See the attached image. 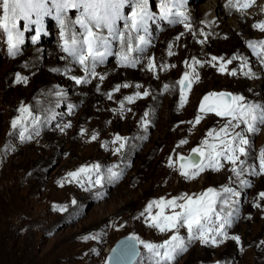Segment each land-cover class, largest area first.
Returning <instances> with one entry per match:
<instances>
[{
    "label": "rangeland",
    "instance_id": "obj_1",
    "mask_svg": "<svg viewBox=\"0 0 264 264\" xmlns=\"http://www.w3.org/2000/svg\"><path fill=\"white\" fill-rule=\"evenodd\" d=\"M208 1L184 0L182 10L187 12V8L193 6L199 8V5H205ZM158 4L159 0H149L148 7L153 19L147 24V32H156L158 35L153 38L154 45L148 46L143 54L141 65L136 69L119 66L109 69L112 60L118 61L115 53L120 51V42L112 41L113 55L105 60L109 62L96 69L105 75V80L101 83L93 79L100 83L101 91H95V81L94 86L81 85L75 90L78 94L82 90L80 98L70 101L56 100V93L64 87L61 82H54L55 78L60 77L61 70L52 73L43 64H31L26 54L37 46H59L62 43L60 37L56 36L60 27L54 15L44 18V30L39 33V38L43 36L48 41L44 44L34 39L37 37V29L29 25L25 30L23 22H17L18 30L23 32L24 42L15 57L8 56L7 35L0 29V255L4 253L3 249L12 244L15 251L10 261L13 264H105L115 243L132 234L146 242L162 243L173 233H160L149 226L147 213L141 216L150 200L161 197L171 199L182 193L195 196L209 187L220 191L225 185L241 193L238 198H233L239 200L238 212L232 227L228 229V235L239 236L240 243L228 239L219 247H210L202 246L197 241L173 264H264V244L260 243L264 241V201L256 200L257 193L264 191V176L245 175L242 178L249 180L252 187L241 188L238 183L229 181L232 174L228 169L231 165L225 163L220 172L206 169L194 180H186L180 175L177 161L178 155L186 157L193 148H203L201 141L205 139L209 143H218L206 134L209 129L218 130L223 123L222 118L199 113L204 118L198 125L188 123L194 122L200 100L207 93L225 91L243 95L249 102L264 104V66L260 64V58L264 57V47L259 43L254 45V50L248 47L249 41L264 40V34L252 28L253 23L264 20V11H261L264 0H255L252 7L245 10V15L256 12L252 15L254 19L247 20L243 27L245 35L232 33L233 39L227 35L221 36L213 28V31L211 28L208 30L205 23L199 22L198 27L195 16L188 21L194 23L191 25L195 27V38L190 39V35L181 36L179 41L175 37L167 38L165 33L168 31L164 29L167 26H162L163 18ZM225 10L228 18L241 14L234 9L231 11L225 7ZM258 10L263 13L260 17H257ZM131 11V2L125 4L123 15L128 17ZM78 14V10L69 9L68 19L74 21ZM124 24V20H118L116 27L124 31ZM182 26L173 24L168 30L178 31ZM75 28L76 32H80L79 25ZM201 31L210 34L204 44L196 42L204 39L200 35ZM142 33L137 35L145 34ZM101 34L106 36L107 29H101ZM169 43L174 45L172 51L175 55L172 57L167 56ZM211 55L223 56L225 60L233 55L243 59L227 65L229 71L236 69V76H229L227 72L222 75L209 65L202 69L196 66L201 78L199 81L194 80L192 90L186 92L185 106L178 110L180 86L176 81L187 70L183 61H190L193 56L204 61ZM60 56L66 57V54L61 52ZM149 57L154 58L157 64H168L171 59L169 65L174 63L176 67H169L166 72L157 69L159 78H153L151 73L141 70L148 63ZM17 61L23 63L16 64ZM61 62L70 71H82L78 64L71 62V58L66 57ZM245 62L247 67L242 68ZM255 68H258V72ZM249 70L260 75L257 78L245 77L242 73ZM70 71L66 74L76 75ZM17 73L27 76L28 83H14ZM133 73L138 79L132 85L139 83L142 88L121 89L120 92H113V99L109 100L105 93L112 91L117 83L127 82L126 79ZM65 76L69 82L70 76ZM120 77L123 78L119 81ZM164 84H169L174 92H165ZM144 89H148L150 96L137 99L134 104L125 102V108H130L131 112L124 111L121 118L119 102L123 96ZM21 104L28 107L31 117L13 129L11 120L21 115L17 111ZM69 105H74L71 113ZM145 111L149 112L146 131L145 126L140 124ZM32 117L38 119L33 122ZM67 123H71L72 127L61 132L60 128ZM81 128L86 130L83 136L79 134ZM24 129H27L25 136L31 135L32 139L21 141L19 133ZM36 131L39 135H35ZM93 132L98 133V137L90 141ZM116 134L129 139L122 153L113 155L111 149L118 144H110V141ZM181 139H187L188 143L177 147ZM252 139L254 147L247 162L254 164L258 170L259 152L264 148V126H260L259 132ZM102 142L108 143L110 150L101 148ZM169 156L173 159L171 168L167 166ZM95 163L101 165V185L89 188L85 183L82 188L77 183L65 182L63 186L58 184L65 180L68 172ZM112 165L118 166L113 171L122 173L118 180L107 178V169ZM254 202L260 203L261 207H253ZM61 208L64 210L61 211ZM157 211L154 206L151 215ZM164 212L168 215L172 210L166 208ZM180 234L186 238L187 229H181ZM85 235H96L98 238L83 241L81 237ZM139 246L140 256L134 264H150L149 253L143 245Z\"/></svg>",
    "mask_w": 264,
    "mask_h": 264
},
{
    "label": "snow or ice",
    "instance_id": "obj_2",
    "mask_svg": "<svg viewBox=\"0 0 264 264\" xmlns=\"http://www.w3.org/2000/svg\"><path fill=\"white\" fill-rule=\"evenodd\" d=\"M132 4V11L128 17L122 13L125 4ZM255 0H226L225 7L234 9L236 12L244 14L245 10L252 7ZM149 0H0V29L7 35V54L9 57H15L19 54L20 45L24 42L23 32L18 30L17 22L22 21L25 30L29 25H36L37 37L43 32V21L46 16H53L60 27V51L66 54L67 58H71V62L78 64L84 75H72L70 79L75 85H89L93 83V79H98L101 83L105 80V75L97 73L96 69L99 65H103L107 57L113 55L112 41L120 42V51L115 53L118 57V66L126 69H136L141 65L143 54L149 45V40L146 35H137L139 32L147 33V24L153 19L152 13L149 11ZM51 5V6H49ZM76 9L79 14L74 21L68 19V10ZM82 9V10H81ZM184 9V0H161V16L164 20H168L170 24H182L185 32L191 33L195 38L196 33L192 30V25L189 23V15ZM264 11V8L261 9ZM172 19H169V18ZM118 20H124V31L116 27ZM67 21V22H66ZM130 21V23H129ZM203 23V21H202ZM79 25L80 32H76L75 26ZM253 29H258L264 34V20L252 24ZM101 29H107V35L101 34ZM184 32L179 33L175 39L180 40ZM204 36L203 40L196 41L204 44L210 38V34L201 32ZM135 40V45L133 44ZM259 43L264 47V40L258 42L249 41L248 47L254 50V45ZM167 56L172 57L175 53L172 51L174 45L168 44ZM133 53H136L134 56ZM66 57L62 56L61 59ZM243 59L233 55L225 60L223 56L211 55L208 60H200L195 56L191 60L183 61L186 71L183 72L176 84L180 86L179 95L180 101L178 110L183 108L187 102L186 92L192 90L194 80H200V73L197 72V67L201 69L206 65L216 68L220 74L236 76V69H227V65L232 64L234 60ZM219 64V67H217ZM260 64L264 66V57L260 58ZM175 68L176 65H169L161 62L157 64L154 58L149 57L148 63L141 68L142 71L151 73L153 78H159L157 69L160 72H166L168 68ZM242 68L247 67V63L241 65ZM52 72L59 73V68L50 69ZM70 71V69H65ZM245 77L255 78V73L251 70L242 73ZM194 78V79H193ZM14 83H28L27 76H21L19 73L15 75ZM135 87L141 89L142 85L136 83L134 85L125 83H117L112 91L105 93L109 100L113 99V92H120L121 89H129ZM163 90L170 91V85L164 84ZM95 91H101L100 83L95 84ZM57 96H62L63 93L57 92ZM148 89L135 91L133 95H125L119 102L121 118L123 112H131L130 108H125L127 104H134L137 99L149 97ZM211 101V102H209ZM74 108V105H69V110ZM21 115L11 120V127L16 129L21 125L23 120L31 117L28 107L21 104L17 109ZM113 111H116L113 109ZM199 113L213 114L215 117L222 118L223 123L219 129H209L208 137H212L218 143H209L207 139L201 141L203 148L196 147L191 151L199 160L192 161L189 164L191 171L185 170V157L177 156L179 161L180 175L186 180H194L206 169L212 172H220L225 167V163L231 165L228 171L231 172L229 181L238 183L241 188H251L252 184L249 180L243 179L245 175L264 176V148L259 152V168L257 170L254 164H249L247 161L252 154L254 147V137L264 126V104L258 102H249L243 95L233 94L230 92H209L200 100L198 114L195 120L189 121L193 126L198 125L204 118ZM149 112L145 111L141 117L140 124H147ZM38 118L32 117L35 122ZM180 123H184L181 121ZM71 123L64 124L60 128L61 132L71 128ZM25 131H20L19 136L21 141L32 139V136H25ZM86 130L80 129L79 134L84 135ZM35 135H39L36 131ZM98 133L93 132L90 136V141L97 140ZM128 137L116 134L110 141V144H118L117 147L111 149L113 155L121 154L126 147ZM187 139H181L177 147L187 144ZM101 148L106 151L109 149L108 143H101ZM222 161L224 163H222ZM168 167H173V159L168 157ZM117 165H112L107 169L110 180H118L122 175L121 172L113 171ZM101 165L98 163L90 165H82L75 171L68 172L64 181H59L58 184L63 186L67 183H77L80 187H84L85 183L89 188L95 185H101L102 177ZM93 176L95 179L93 180ZM85 190H88L87 188ZM241 195L233 187L223 186L220 191L209 187L198 195L181 194L174 196L171 199L161 197L159 199L150 200L144 212L148 214L150 227L158 230L160 233L171 231L173 234L165 239L162 243H151L141 240L135 234H132L121 241V243L113 248L112 255L109 256L105 264H132V262L140 256L137 250V245H143V248L149 253L150 264H173L186 253L192 244L197 241L202 246L219 247L226 240L231 239L237 244L240 243L239 236H229L228 229L232 227L234 218L237 215L238 198ZM257 201H264V191H260L256 196ZM179 201H183L180 203ZM76 203L75 200L72 201ZM219 205V207H217ZM158 211L155 215H151L153 207ZM253 207L260 208L261 204L254 202ZM171 209V214L166 215L164 209ZM176 209H179L178 211ZM63 211L64 209H60ZM251 218L250 216L248 217ZM123 227V225H121ZM187 229V237L180 234L181 229ZM96 235H85L81 237L83 241L96 240ZM264 244V241L260 242ZM219 264V262H217Z\"/></svg>",
    "mask_w": 264,
    "mask_h": 264
},
{
    "label": "bare ground",
    "instance_id": "obj_3",
    "mask_svg": "<svg viewBox=\"0 0 264 264\" xmlns=\"http://www.w3.org/2000/svg\"><path fill=\"white\" fill-rule=\"evenodd\" d=\"M225 3H226V0H210V1H208V2H206V4L205 5H199V8L198 7H196V6H193V7H189V8H187V9H189V10H187V14L189 15V21H191V20H193L192 19V16L194 17L195 16V18H197V20H196V22L197 23H201L202 21H203V23H205L206 24V26L208 27V30L211 28V30H212V28L215 30V31H218V32H220V34H221V36L223 35V36H228L229 38H231V39H233V34L232 33H240V35H245V33H244V30H243V27L246 25V23H247V20L249 21L250 19H254L253 17H252V15H254L256 12H254V14L252 13V15H245V14H239L237 17H231V18H228L227 16H228V12L225 10ZM159 7H160V9H161V0H159ZM128 6V5H127ZM264 6H261V9L263 8ZM159 9V8H158ZM231 11H233V9H231ZM253 12V11H252ZM257 13H258V15H257V17H260V16H262V14H261V11L260 10H258L257 11ZM197 14V15H196ZM230 14V13H229ZM230 16V15H229ZM158 19V18H157ZM191 23V22H190ZM200 23H199V25L197 24V26L199 27L200 26ZM191 24H194V23H191ZM202 24V23H201ZM59 26V25H58ZM162 26L163 27H165V26H167V28H164V29H167L166 31H168V32H166L165 34L168 36L167 38H170V39H173V37H176L177 36V33L179 34L180 32H184V35L186 36V35H190V39H192L193 37H192V35H191V33H189V34H186L187 32H185V30H184V27L182 26V28L181 29H178V31L176 30V31H170V30H168V28L170 27V28H172V26H173V24H170V23H167V22H165L164 21V19H163V23H162ZM32 29H36V26L33 24L32 25ZM57 27V26H56ZM194 26H192V29H193V31H194ZM210 30V31H211ZM75 31H76V28H75ZM81 31V30H80ZM209 31V32H210ZM213 31V30H212ZM202 32V31H201ZM205 32V31H204ZM217 32V33H218ZM59 33L60 32H56V36H58V37H60V35H59ZM150 33V32H149ZM142 34H144V33H142ZM144 35H146V39L147 40H149V45L148 46H153L154 44L152 43L153 42V38L154 37H156L158 34L155 32V33H153V34H148V32L146 33V34H144ZM149 37H151L152 39H150ZM187 37H189V36H187ZM245 37V36H244ZM237 38V37H236ZM245 39V38H244ZM248 39H250V38H248ZM247 39V40H248ZM235 40V39H234ZM240 40V39H239ZM246 40V39H245ZM237 41V40H236ZM242 41V40H241ZM36 42H40V43H43V42H48L47 41V39H45V38H43V36H40V38H38V39H36ZM45 43V45H48V44H46ZM235 43V42H234ZM44 44V43H43ZM153 44V45H152ZM61 45V44H60ZM60 45L59 46H37V48H35V49H33V50H29V51H27L26 52V54H28V59H29V61H30V63L31 64H39V65H41L42 66V64L45 66V67H47L48 69H52V68H59L60 70H61V74H59V76L60 77H58V78H55L54 79V82L55 83H59V82H61L62 83V85L64 86L63 87V90H61V91H58V92H60V93H63V95L62 96H57L56 98V100H63V101H70V100H75V99H79L80 98V96L82 95V90L80 89L79 91H80V94H78L75 90L76 89H79V86H77V85H75V83L71 80V79H69V82H67L66 80H68L67 78H66V76L65 75H67V76H70L69 74H66L68 71H65V69H70L68 66H66V65H64L62 62H61V56H60V53H61V51H60ZM119 46V45H118ZM117 46V47H118ZM157 48H158V46H157ZM157 48H155V49H157ZM116 49H118V48H116ZM147 49V48H146ZM152 49V48H151ZM120 50V49H119ZM153 50V49H152ZM151 50V51H152ZM150 51V52H151ZM154 51V50H153ZM152 51V52H153ZM146 52V51H145ZM117 59H118V57H117ZM173 60V59H172ZM177 60V59H176ZM114 60H112L111 61V63L110 64H112L111 65V67L109 68V69H114V68H117L116 66H118V61H114ZM109 61H105V63H104V65L106 64V63H108ZM167 62V61H166ZM170 62H171V59H170ZM170 62L168 63V64H170ZM15 63V62H14ZM22 64L23 62H19V61H17L16 62V64ZM180 63V62H179ZM174 64V63H173ZM255 65V64H254ZM35 67V66H34ZM103 67H105V66H103ZM74 68V67H73ZM81 68V67H80ZM102 68V67H101ZM75 70V69H74ZM73 70V71H74ZM120 70V72H122L123 70L122 69H119ZM255 70L258 72V68H255ZM72 71V70H71ZM70 71V72H71ZM72 71V73L73 74H78V76H83L84 75V73H83V71H75V72H73ZM52 72V71H51ZM99 71H97V73H98ZM124 72V71H123ZM139 72V71H138ZM138 72H137V74H138ZM53 73V72H52ZM69 73V72H68ZM132 73V72H131ZM136 73V72H135ZM255 73V78H257V76H259L260 74H258V73H256V72H254ZM99 74H101V72H99L98 73V75ZM134 74V73H133ZM30 75V74H29ZM262 76V75H261ZM260 76V77H261ZM71 77V76H70ZM121 78H123V77H120L119 78V81H120V79ZM137 79H138V76H136V74H134V75H131V77L127 80L126 79V81H127V83H131V84H133V82L134 81H137ZM72 82H71V81ZM97 80V79H96ZM122 80V79H121ZM95 81V80H94ZM93 81V82H94ZM262 81V80H261ZM98 82V81H97ZM97 82L95 81L94 83H96L97 84ZM122 82V81H121ZM124 82V81H123ZM72 83H74V84H72ZM92 86H94L93 85V83H92ZM95 87V86H94ZM84 91V90H83ZM71 92H74L73 93V95L72 96H70L69 94L71 93ZM172 92H174V91H172V88H171V86H170V91L168 92V93H170V94H172ZM78 94V95H77ZM72 97V98H71ZM50 107V106H49ZM107 252H109V250L107 251Z\"/></svg>",
    "mask_w": 264,
    "mask_h": 264
},
{
    "label": "water",
    "instance_id": "obj_4",
    "mask_svg": "<svg viewBox=\"0 0 264 264\" xmlns=\"http://www.w3.org/2000/svg\"><path fill=\"white\" fill-rule=\"evenodd\" d=\"M209 102H211V101H209ZM197 160H199V157H197V156H196L195 154H193L192 152H191L188 156H186V157H185V161H183V163H185V170L191 171V168L189 167V164H190L192 161H197ZM179 163H180V162H179ZM127 237H128V236H125V237L120 238V239L115 243V245L112 247V249L115 248V247H117V246L121 243V241L125 240V238H127ZM112 249H111V250H112ZM137 250L140 252V246H139V245H137ZM110 255H112V251H110V253H109V255H108V258H109ZM138 257H139V256H138ZM138 257L132 262V264H134V263L137 261Z\"/></svg>",
    "mask_w": 264,
    "mask_h": 264
},
{
    "label": "trees",
    "instance_id": "obj_5",
    "mask_svg": "<svg viewBox=\"0 0 264 264\" xmlns=\"http://www.w3.org/2000/svg\"><path fill=\"white\" fill-rule=\"evenodd\" d=\"M12 237L13 236L9 237V239L11 240ZM14 249L15 248L12 244L3 249L4 253L0 255V264H13L12 260L10 261V259L12 258L15 251Z\"/></svg>",
    "mask_w": 264,
    "mask_h": 264
}]
</instances>
